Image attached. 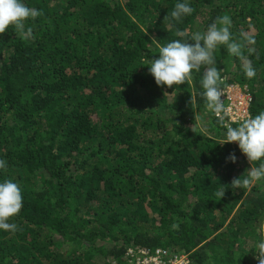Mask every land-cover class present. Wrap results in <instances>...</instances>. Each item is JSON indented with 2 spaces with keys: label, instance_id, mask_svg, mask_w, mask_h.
<instances>
[{
  "label": "trees",
  "instance_id": "trees-1",
  "mask_svg": "<svg viewBox=\"0 0 264 264\" xmlns=\"http://www.w3.org/2000/svg\"><path fill=\"white\" fill-rule=\"evenodd\" d=\"M25 2L41 11L25 21L32 36L11 25L0 33V181L23 194L9 220L16 231L0 230V264L123 263L130 244L190 253L192 264H259L264 181H233L260 162L237 142L219 144L232 123L201 96L203 68L168 87L147 64L158 46L227 18L243 58L217 46L220 86L249 93L255 116L264 111V0H187L193 12L180 21L178 0Z\"/></svg>",
  "mask_w": 264,
  "mask_h": 264
},
{
  "label": "clouds",
  "instance_id": "clouds-1",
  "mask_svg": "<svg viewBox=\"0 0 264 264\" xmlns=\"http://www.w3.org/2000/svg\"><path fill=\"white\" fill-rule=\"evenodd\" d=\"M193 9L187 0H178L171 16L176 21L191 15ZM41 11L29 7L25 0H0V33L14 26L16 32L24 38L32 36V29L25 28V21L35 20ZM230 22L225 18L223 26L218 27L215 22L210 24L203 33L197 31L190 40H173L164 46H158V57L150 59L148 71L155 78L158 86L168 87L190 83L192 72L203 70L201 96L207 101V107L223 121V114H227L221 103L223 95L221 89V69L217 67L214 50L218 45H225L231 54L243 58L241 45L232 40L229 27ZM185 35L184 33L180 34ZM249 39V43L252 41ZM152 52V44H145ZM249 53L254 49L249 48ZM244 75L251 79L256 76V69L251 61L243 62ZM235 124V126H232ZM226 126L223 142H237L242 153L246 154L250 162L259 161L257 167H250L248 175L243 181L235 179V187H247L253 182L264 181V111L255 116L239 117ZM231 162H236L235 153L226 157ZM7 167L6 161L0 159V170ZM23 207V194L19 184L12 179L0 181V230L16 231L17 225L10 223L11 217L16 216ZM262 238L255 242L252 249L256 252L259 264H264V224L259 225ZM251 249V250H252Z\"/></svg>",
  "mask_w": 264,
  "mask_h": 264
},
{
  "label": "built area",
  "instance_id": "built-area-1",
  "mask_svg": "<svg viewBox=\"0 0 264 264\" xmlns=\"http://www.w3.org/2000/svg\"><path fill=\"white\" fill-rule=\"evenodd\" d=\"M235 87L222 89L221 103L227 109L225 116L228 117V123L239 117L250 116L252 96L243 89L241 92L235 91ZM233 88L236 94L230 93ZM122 261L112 260L109 264H192L190 253L173 255L164 248L137 247L134 244L126 247Z\"/></svg>",
  "mask_w": 264,
  "mask_h": 264
},
{
  "label": "rangeland",
  "instance_id": "rangeland-1",
  "mask_svg": "<svg viewBox=\"0 0 264 264\" xmlns=\"http://www.w3.org/2000/svg\"><path fill=\"white\" fill-rule=\"evenodd\" d=\"M236 90H237V92H238V91H240V92L243 91L242 88H240V87H235V91H236ZM235 91H234V88H233L232 91H231L230 93H232V94H236V93H234ZM198 124H199L201 127L204 126V125L202 124V122H201V119H199V123H198Z\"/></svg>",
  "mask_w": 264,
  "mask_h": 264
}]
</instances>
